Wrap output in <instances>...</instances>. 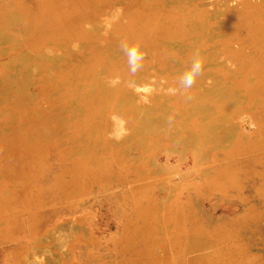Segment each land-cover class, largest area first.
Returning <instances> with one entry per match:
<instances>
[{
	"label": "bare ground",
	"instance_id": "6f19581e",
	"mask_svg": "<svg viewBox=\"0 0 264 264\" xmlns=\"http://www.w3.org/2000/svg\"><path fill=\"white\" fill-rule=\"evenodd\" d=\"M238 2L250 37L259 48L264 43V0ZM152 5L179 13L163 16V22L156 15L146 26L140 25L145 22L140 17L129 16L126 23L117 21L115 36L125 37L113 39L115 44L107 48L97 46L98 42L92 45L90 52L94 48L96 54H105L100 67H95L82 42L65 38L64 32L51 38L48 33L30 45L28 38L35 28L18 26L20 4L0 0V61L16 55L0 70V129L2 134H11L7 140L10 148L14 142L15 148L38 153L52 143L78 165L99 168L118 151V163L126 168L139 166L143 178L155 181L145 196L150 197L156 216L146 227L158 237L149 236L148 246H155L158 256L162 251L171 254L168 242L190 221L202 235L184 238L177 250L185 264H208L223 250L207 240L201 215L208 213L206 200L195 196L185 203L180 196L191 179L215 176V171L204 168L220 154L219 147L228 155L234 152V144L246 142L247 128L235 119L241 106L248 103L249 92L264 87V66L254 62L246 68L235 61L237 53L230 55L236 50L226 48V42H234L240 31L236 25L225 24L231 14L229 7L213 9L206 0L146 2V6ZM101 28L102 24L96 23L88 29L92 42L99 40ZM161 31L170 38L153 39ZM121 40L138 43L145 53L143 66L135 74L130 73L124 53L116 52ZM43 42L49 44L38 47ZM153 43L162 47V57L149 55ZM194 51L200 54L203 70L186 89L180 77L190 67ZM239 58L244 60L241 54ZM79 67H85L84 75ZM44 88L50 89L47 98L43 97ZM215 218L238 224L235 216L209 217ZM52 225L46 238L51 239V246L32 248L23 262L60 264L59 252L70 253L80 229L77 222Z\"/></svg>",
	"mask_w": 264,
	"mask_h": 264
},
{
	"label": "rangeland",
	"instance_id": "374dc122",
	"mask_svg": "<svg viewBox=\"0 0 264 264\" xmlns=\"http://www.w3.org/2000/svg\"><path fill=\"white\" fill-rule=\"evenodd\" d=\"M13 1L20 4L18 26L27 30L35 28L28 38L30 45L38 43L36 39L48 33H52L51 38L64 32L65 38L74 37L82 42L88 50V61L95 67H100L101 57L105 54H96L94 48L90 52L89 48L96 42L97 46L107 48L115 44L113 39L125 37L115 36L117 21L126 23L129 16L140 17L145 21L140 25L146 26L150 24L148 19L156 15L163 22V16L179 13L165 6H146V2L152 0ZM206 1L212 3L213 9L230 8L228 13L231 14L225 24L236 25L240 31L234 42H226V48L236 50L230 53H237L235 61L246 68L254 62L264 66V43H259L261 46L257 48L258 43L250 37L238 9V0ZM96 23L102 24L101 33L97 36L99 40L92 42L88 29ZM155 38L162 41L170 37L161 31ZM46 44L49 43L43 42L38 47ZM149 48V55H164L162 47L156 43L150 44ZM252 50L254 53L251 54ZM119 51L121 48L116 49ZM240 54L244 60L239 58ZM15 56L1 58L0 70ZM78 58L82 61V56L78 55ZM77 70L84 75L85 67ZM49 91L44 88L43 97L47 98ZM237 116L235 121L247 128L246 142L234 144V152L228 155L219 147L217 152L220 154L204 168L215 171V176L207 180L191 179L183 186L180 196V201L185 203L195 196L206 200L208 213L201 215L206 221L207 240L223 250L218 259L210 260L208 264H264V87L249 92L248 103L241 106ZM10 137L11 134H2L0 129V264L18 261L28 264L23 261L32 248L51 246V239L46 238L54 227L52 222L60 224L66 220L76 221L80 229L70 253L59 252L60 264L187 262L177 249L183 246L184 238L190 240L195 235L201 236V230L194 229V224L185 220V229H178L177 238L168 242L171 254L162 251L158 256V249L148 246L149 236L153 239L158 235L150 234L146 227L154 223L156 216L150 197L145 196L155 181L143 178L139 166L126 168L118 163V151L105 158L101 167L95 168L78 165L52 143L38 153L15 148L14 142L9 143L10 148L7 142ZM227 215L235 216L238 224L209 219Z\"/></svg>",
	"mask_w": 264,
	"mask_h": 264
},
{
	"label": "clouds",
	"instance_id": "9594fccd",
	"mask_svg": "<svg viewBox=\"0 0 264 264\" xmlns=\"http://www.w3.org/2000/svg\"><path fill=\"white\" fill-rule=\"evenodd\" d=\"M120 48L127 57L130 73L135 74V72L143 66L145 53L141 50L138 43H129L127 40H121ZM202 70L203 61L200 58L199 52L194 51L192 54L190 67L186 69L180 77V84L186 89L190 88Z\"/></svg>",
	"mask_w": 264,
	"mask_h": 264
}]
</instances>
